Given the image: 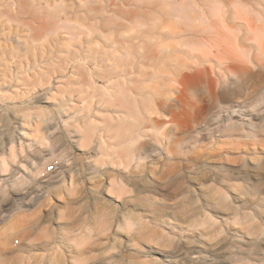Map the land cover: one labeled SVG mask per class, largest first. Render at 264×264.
<instances>
[{
  "label": "rangeland",
  "instance_id": "374dc122",
  "mask_svg": "<svg viewBox=\"0 0 264 264\" xmlns=\"http://www.w3.org/2000/svg\"><path fill=\"white\" fill-rule=\"evenodd\" d=\"M65 1L73 2L79 13L106 3L107 12L96 13L99 18L112 15L113 25L126 23L120 10L138 8L124 6V0H112L110 5L108 0ZM222 1L235 9L234 0ZM18 10L23 13L16 15ZM51 11L43 0L41 4L0 0V264H264V234L257 240L245 234L248 226L264 231V178L258 179L257 170L250 169L252 163L264 161V71L257 93L239 92L246 96L240 106L227 100L210 108L205 85L199 84L190 108L177 104L169 153L155 141H140L149 154L141 162L148 160L156 177L167 168L169 155L177 165L188 156H198L194 161L206 163L197 172L202 178L221 172L210 165L235 166L247 160L243 171L253 177L255 189H244L243 199L228 190L227 208L201 192L193 201L186 178L193 172L181 169L157 210L138 201L124 204L122 198L130 188L123 185L122 194L118 184L114 189L110 185L120 175L116 168L108 167L94 177L82 169L95 157L96 141L87 147L77 141V73L69 66L56 70L55 56L40 58L46 50L38 47L40 40L32 41L43 34L39 21ZM67 39L61 34L51 47L61 50V59L67 55L63 44ZM71 43L73 50L77 41ZM11 51L19 56L11 58ZM239 107L245 114L237 113ZM92 109L102 107L95 104ZM25 117L29 124L21 125ZM50 163H55L54 169L41 176ZM258 171L264 174V169ZM142 179L137 177V186L144 184ZM209 183L211 196L220 195L221 186ZM206 212L214 215V221L203 224ZM245 213L252 216L247 222ZM128 214L142 219H126ZM236 218L240 222H234ZM174 224L179 226L172 228Z\"/></svg>",
  "mask_w": 264,
  "mask_h": 264
},
{
  "label": "bare ground",
  "instance_id": "6f19581e",
  "mask_svg": "<svg viewBox=\"0 0 264 264\" xmlns=\"http://www.w3.org/2000/svg\"><path fill=\"white\" fill-rule=\"evenodd\" d=\"M33 1L41 4V0ZM43 3L52 11L46 20L39 21V28L44 32L32 37V41L40 40L38 47L46 50L40 53V58L55 56L52 64L56 70L60 72L69 66L77 73V141L80 145L96 141L95 157L82 167L91 177L108 167L116 168L120 175H115L116 181L114 178L110 185L114 189V184H118V188L114 187L119 193L124 190L123 185L130 188L126 190L129 195L122 198L124 204L138 201L154 210L164 204V191L181 169L193 172L186 177L193 201L201 192L215 205L227 208L228 190L235 193L236 199H243L244 189L256 188L253 177L243 171L247 160L235 166L210 165L221 172L202 178L197 172L206 163L194 161L198 156H188L177 165L169 155L167 168L156 177L147 167L148 160L141 162L149 154L140 141H155L169 153L171 130L177 124L174 122L176 107L190 108L199 84L205 85V101H208L205 103L210 108L227 100L240 106L246 96L261 88L264 0H234V10L222 0H124V6L134 4L138 8L120 10L119 15L126 23L115 25L112 15L99 18L96 13L98 9L107 12L106 3L98 8L88 7L82 13L76 12L73 2L43 0ZM107 3L110 5L113 1ZM240 4L246 8H238ZM22 13L16 11V15ZM61 34L68 38L63 42L67 51L63 59L60 49L51 48ZM73 40L77 41V47L72 50L69 46ZM16 55L19 56L12 51L9 54L11 58ZM242 89L246 90L245 97L239 96ZM95 104L102 110L92 109ZM63 111L64 108L60 110ZM238 112L245 111L239 107ZM23 123L29 124V117L22 119L20 124ZM250 169L257 170L258 179L264 178L258 171L264 169V161L252 163ZM138 176L144 181L141 187L137 186ZM212 180L223 189L218 196L210 194ZM127 213H131L130 208ZM125 217L142 219V215ZM213 217L206 212L203 224L214 221ZM251 217L245 213L243 222ZM162 221L171 224L169 218ZM234 222L240 221L236 218ZM176 226L179 225L174 224L172 228ZM245 230L246 236L253 234L256 240L264 234L260 229L252 231L250 226Z\"/></svg>",
  "mask_w": 264,
  "mask_h": 264
},
{
  "label": "built area",
  "instance_id": "2783aa9c",
  "mask_svg": "<svg viewBox=\"0 0 264 264\" xmlns=\"http://www.w3.org/2000/svg\"><path fill=\"white\" fill-rule=\"evenodd\" d=\"M54 167H55V163H50V164L46 165L41 171V176L47 175L48 172H50L52 169H54Z\"/></svg>",
  "mask_w": 264,
  "mask_h": 264
}]
</instances>
